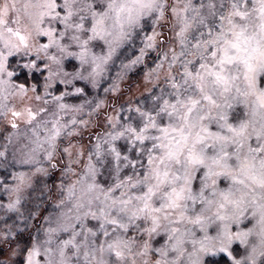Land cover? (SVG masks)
<instances>
[{
    "label": "snow or ice",
    "instance_id": "6c2138e0",
    "mask_svg": "<svg viewBox=\"0 0 264 264\" xmlns=\"http://www.w3.org/2000/svg\"><path fill=\"white\" fill-rule=\"evenodd\" d=\"M0 122V264H264V0H0Z\"/></svg>",
    "mask_w": 264,
    "mask_h": 264
},
{
    "label": "rangeland",
    "instance_id": "374dc122",
    "mask_svg": "<svg viewBox=\"0 0 264 264\" xmlns=\"http://www.w3.org/2000/svg\"><path fill=\"white\" fill-rule=\"evenodd\" d=\"M151 58H149L148 60V64L151 65ZM117 64H119V61H117ZM146 69L143 66H136L134 68H132L129 72H128V76L127 78L121 83V88L122 89H127L129 86H132V88L135 90L136 86L138 84L142 85V81H143V73ZM114 75V72H113ZM27 77V72L26 70L22 73H20L19 79L20 81H24ZM43 80V76L38 73L35 72L32 74V78L29 80V83H35L37 81H42ZM105 87L107 86L106 84L104 85ZM142 90V88H141ZM89 93L90 95H95L96 93H92V90L89 89ZM99 96L101 98H103L104 93H103V89L101 88L99 90ZM139 93L137 92V95ZM70 103H79L80 100L79 99H72L69 101ZM23 127V126H22ZM6 125L3 122H0V138H2L3 135H6V131H5ZM7 131H11L10 128L7 129ZM10 171V170H9ZM7 175V172L5 171V169L0 168V177H3ZM55 177H53L52 179H48L47 183L49 185H51L54 181ZM43 189V184L42 183H38L36 185V188L34 191H30L29 193V205L31 206L33 204L39 203V200L37 199L40 195H41V190ZM0 201L3 202H7V194L3 191L2 187H0ZM11 215V214H9ZM3 217H4V213L3 211H0V227L3 226ZM16 219L15 216H11V219L8 220V223H11L12 220ZM20 227H23V224H20ZM24 239H27V233L24 234ZM216 260H218L220 262V264H223V260H221V258L217 257L215 258Z\"/></svg>",
    "mask_w": 264,
    "mask_h": 264
}]
</instances>
